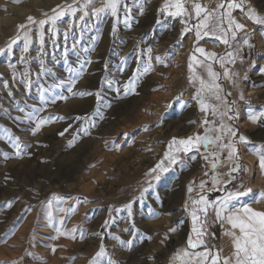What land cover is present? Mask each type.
<instances>
[{"label":"rangeland","instance_id":"1","mask_svg":"<svg viewBox=\"0 0 264 264\" xmlns=\"http://www.w3.org/2000/svg\"><path fill=\"white\" fill-rule=\"evenodd\" d=\"M191 2L189 0L188 7ZM196 2L201 3L200 0ZM164 3L165 0H122L116 18L110 14H101L99 18L89 15L81 21L82 13H77L76 17L65 16L57 22L59 34L55 37V46L48 31L50 25H45L42 52L38 27L32 25L28 52L22 53L21 40L10 53H0V137H3L0 139V264H12V261L17 264H90L101 243L108 253L102 264H107L108 258L117 264H170L176 250L187 247L189 229L190 232L192 229V201L200 195H206L212 201L227 191L244 192L250 188L252 191L240 196L233 205L235 208L247 205L264 211V198L260 197L264 192V172L255 152L257 148L264 150V59L262 64L256 61L258 32L264 35V27L248 21L240 10H234L232 14L239 13L248 22L246 28L254 44L252 48L242 46L236 62L229 64L232 73L239 75L229 80L221 71L218 81L226 100L235 101L230 105L232 112L229 113L235 119L224 117L223 122L237 130L238 161L236 158L225 159L227 150H224L222 162L213 170L203 159L206 153L201 147L199 152L179 153L182 163L168 166L167 171L158 170V173L146 175L163 159L173 137L204 135L205 128L211 127L202 124L205 118L215 121L216 126L221 122L219 115L213 117L209 112L206 116L193 100L199 84L189 83L188 58L194 51L195 34L190 32L181 39L184 25L178 30L177 20L159 11ZM70 4L73 0H21L19 4L0 0V48H6L9 38L16 34V26L25 23L27 16L43 19L42 13L52 15L51 10L58 5L64 8ZM100 6L101 0H95V7ZM125 6L131 9L130 27L124 23ZM141 7L143 14H140ZM249 7L264 15V0H244V9ZM195 22L194 19L191 21ZM65 31L69 33L67 44L63 36ZM244 36V32L238 33L237 41L230 42L233 47L226 46L225 52L234 51ZM208 39L215 38L205 37L198 45ZM187 46L189 52L181 64L179 52ZM150 57L154 70L139 76L135 92L129 91L125 95L124 84L133 78L137 69L142 71ZM156 57L164 58L165 62L158 63ZM41 60L47 71H42ZM88 60L91 63H86ZM82 64L84 74L74 91L92 94L72 96L67 93L66 85L53 89L48 93L49 97L59 94L68 99H58L55 104L43 106L39 116L66 119L55 120L33 135L31 128L35 122L27 117L33 108L41 107L40 88L67 80L70 75L67 68L79 70ZM10 65H15V69ZM212 67L220 73L216 63H212ZM197 72L207 79L206 69L198 67ZM26 80L30 81V87H25ZM250 88L255 92L251 96L248 95ZM96 93H99V100ZM186 96L195 102V109L188 99L184 101ZM209 103L218 105V111H225L226 105L220 101L210 98ZM253 115L260 117L255 123L250 119ZM158 127H166V130L156 145L146 143ZM188 128H193L192 135L171 134L172 130L183 133L182 130ZM65 129V134L60 136L58 133ZM81 129H87L88 134ZM239 135L245 136L248 143L239 142ZM74 136L76 140L69 146L68 141ZM15 137L20 138L22 146L30 145L27 148L30 155L15 157ZM228 139L225 135L224 142ZM209 151L220 150L213 146ZM5 154L10 158L5 160ZM152 155H157V160L153 167L146 168V159ZM193 156L195 159H191ZM237 162L241 170L232 174L235 178L230 183L224 184L230 180L229 169ZM214 172L222 182L219 191L211 190ZM156 174H159L158 180L153 178ZM201 181L207 182L203 190L199 187ZM190 185L191 193L188 192ZM143 189L147 191L141 195ZM49 200L52 201L51 209L47 207ZM129 203L132 205L130 210L125 207ZM173 204L177 205L172 210ZM72 208L75 211L69 212ZM49 210L62 231L77 229L75 239L66 236L53 239L56 231L49 226ZM198 215L203 219L202 213ZM61 218L63 225L58 224ZM172 228L177 231L172 233L169 231ZM185 229L187 236L182 242ZM228 231H231L230 225L217 221L209 207L205 245L212 251L222 250V256H230L233 248L231 237L226 235ZM81 232L83 239H80ZM117 236L124 241L132 240L131 248L113 238ZM159 237H162L161 246L154 251L153 243H158ZM171 240L177 244L174 243L160 259L156 257ZM202 250L203 246L197 249Z\"/></svg>","mask_w":264,"mask_h":264},{"label":"snow or ice","instance_id":"2","mask_svg":"<svg viewBox=\"0 0 264 264\" xmlns=\"http://www.w3.org/2000/svg\"><path fill=\"white\" fill-rule=\"evenodd\" d=\"M14 4L21 3V0H11ZM189 0H165L164 5L159 9L160 12L166 13L171 17H180L181 24L184 27L181 29V39L190 33L194 32L195 34V44L193 46L194 51L193 54L188 58V71H189V83L196 84L198 82L199 87L196 89L195 94L193 95V100L199 105L200 111L205 113L206 116L210 112V114L215 117L219 115L221 117V122L218 126H216L215 121H210L205 118L202 121L203 125H211V127L205 128L204 135H200L196 133L195 135L188 136L186 138H175L168 143L167 151L164 153L163 159L160 160L159 163L155 167L149 170L146 175H152L154 173L164 172L168 170V166L176 164L178 162L182 163L179 159V153H183L187 155L188 153L196 150L200 151L201 147L205 151V155L203 159L210 163L211 169L215 170L220 164L221 155L224 150H227V156L225 159L231 161L233 158H236L238 161L239 158V150L236 147L237 143V130L233 129L231 125H227L223 122V118L227 117L228 120H234L235 116L229 115L232 112L231 104H234L235 101H227L225 96L222 95L223 88L221 84L218 82L221 78V73L213 70L212 63H219L221 68H224L223 77L229 80H232L234 76L239 75L238 73L230 72L226 67V63L234 64L236 59L239 56V52L242 46H247L252 48L253 45L250 43L251 33L248 32L246 25L240 23L233 17L234 10H240L244 17L251 21L253 24L264 27V15L259 14L255 9L249 7L247 10L244 9V0H222V2L218 3L216 8L210 9L208 6L196 2V0H192L191 9H189L188 5ZM122 4V0H101V6L95 7V0H83L81 3L80 0H73V4L67 5L64 8L61 6H57V8L52 9V15H48V13H42L44 16L43 19H36L32 15L26 17L25 23H20L16 26V34L15 36L9 38V41L6 45V48H0V53H10L13 50V46L16 45L19 41L22 40L23 48L22 53H26L29 51V46L32 43L30 33L32 31V25H36L39 31V43L41 45V52L43 50L44 45V27L45 25H50L48 31L51 33V38L53 39V44L55 46V37L59 34V29L57 28V22L60 21L65 16L76 17L77 13H82L79 16V20L85 21V18L89 15L93 17L99 18L101 14H110L112 17H118V9ZM57 9H60L59 11ZM143 7L140 8V14H143ZM131 9L125 6V19L124 23L126 26L130 27L131 23ZM195 20V23H191L192 20ZM226 25V26H225ZM72 25H70L71 27ZM113 30L115 31V24L113 25ZM244 32L245 36L242 40V43H237L234 51H228L222 56H218L215 52H208L205 48L199 47L198 44L200 40L205 37H214L216 40L220 41L224 45L229 48H232L233 45L230 43L231 41H237L238 33ZM68 31L63 33L65 44H67L68 39ZM230 37V39H229ZM151 52V49H149ZM202 57L203 59L198 58ZM23 60L24 57L21 56ZM158 63H164V58L156 57L155 58ZM126 61H122L124 63ZM42 71H47L44 68L43 60L40 61ZM86 63H91V60L86 61ZM167 66V65H165ZM13 69H15V65H10ZM198 67H203L207 72V79L204 76L200 75L197 72ZM70 73L67 80H60L57 83L50 85L49 87H41L40 88V102L41 107L33 108L32 113L28 115V119L30 121H34V127L31 128L32 134L35 135L39 132L42 127L45 125L54 122L55 120L66 119V117L57 116V117H41L39 113L44 110L45 105L51 103L55 104L57 100H67L68 96L66 95H53L49 97L48 93H50L53 89L62 88L66 85L67 93L72 96H86L91 95L92 93L87 91H74L75 85L77 81L84 74V66L81 65L79 70L73 69L71 67L67 68ZM154 67L151 64V57L149 58V62L143 67L142 71L137 69V71L133 74V78H131L127 83L124 84V94L127 95L129 91L135 92L137 82L139 76L146 75L149 72L153 71ZM26 75V74H25ZM25 87H30V81H24ZM120 89H117L119 92ZM11 95V93H9ZM97 99L99 100V93H96ZM226 95H231V93H227ZM215 99L216 101H220L221 103L226 105L225 111H218V105L209 103V99ZM243 99V94L240 96ZM21 112L24 111L23 108L20 109ZM77 119H80L77 117ZM250 119L253 123L257 122L260 117L253 115L250 116ZM82 131L87 133V129H81ZM67 129L58 133L60 136H63ZM219 133V135H210L209 133ZM127 135V134H125ZM227 135L229 139L227 142H224V136ZM3 139V137H0ZM76 140L74 136L72 140L68 141L69 146H72ZM239 142L248 143L247 138L243 135H239ZM213 146H217L219 148V152L209 151V149ZM30 145L22 146L20 143V138L15 137L13 141V148L15 149V157L21 158L22 155L28 154L27 148ZM117 148L119 146L117 145ZM256 154L259 156V167L264 172V150L257 148L255 150ZM10 157L5 154L4 159L7 160ZM191 159H195V156L191 157ZM165 161H167V166H165ZM240 165L237 162L235 166L229 169V181L223 182L224 184L230 183L231 179L235 177L232 175L233 173L239 172ZM245 172L248 171L247 168L243 169ZM207 175V173H205ZM154 179H159V174H156ZM206 181L200 182V189L203 190L206 186ZM221 180L218 177V174H213L212 176V189L211 190H221ZM150 186V181H149ZM147 191V189H143V192ZM193 191L191 185L188 188V192L191 193ZM252 190L249 188L244 192L240 191H227L226 194L222 197H218L216 200L209 201L206 195H200L198 199L193 200L192 204L194 205L193 211L191 212L192 218V229L191 233L187 238V247L177 249L174 255L171 257L170 264H264V211L255 210L247 205L242 206L241 208H235L233 205V201L237 200L240 196L247 195V193ZM260 197L264 198V192L260 193ZM57 200L62 201L61 197H54ZM11 202H8V207H11ZM47 207L51 209L52 201L49 200ZM127 209H131V203L125 205ZM212 208L215 219L221 223L227 222L231 227V231L226 232V235L231 237L232 239V254L230 256H222V250L217 249L212 251L205 245V237L208 235L207 233V219H208V209ZM185 209L187 210V203L185 204ZM61 212L64 211L63 208L59 209ZM75 208L69 210V212H74ZM198 213L203 214V219L200 218ZM129 215L131 212L129 211ZM49 226L54 227L56 231V236L53 239H58L60 236L71 237L75 239L74 233L77 232L76 228H73L69 232H65L61 230V227L57 226V222L53 217V213L51 210L47 212ZM64 219L61 218L58 221L59 225H63ZM107 224V221H105ZM127 231V229H125ZM138 231V230H137ZM171 232H176L177 229H170ZM83 233L80 234V239H83ZM116 240H119L121 245H126L131 248L132 240L124 241L121 240L120 237H113ZM167 239V236L165 237ZM204 247V250L197 251V249ZM53 253L56 251L55 246L52 247ZM108 257V253L106 252L105 246L101 243L99 250L95 253L94 257L90 264H102L104 258ZM75 259V258H73ZM12 264H17L16 261H12ZM107 264H117L116 261L108 258Z\"/></svg>","mask_w":264,"mask_h":264},{"label":"bare ground","instance_id":"3","mask_svg":"<svg viewBox=\"0 0 264 264\" xmlns=\"http://www.w3.org/2000/svg\"><path fill=\"white\" fill-rule=\"evenodd\" d=\"M42 13V12H41ZM257 45H258V52H257V58H256V61H258L259 62V64L261 63L262 64V60L264 59V35L262 34V33H260V32H258V38H257ZM164 50V49H163ZM188 52H189V47L187 46L185 49H183L182 51H180L179 52V54H180V56H179V61L181 62V64L182 63H184V61H185V58L187 57V55H188ZM182 68V67H181ZM181 68H179V70L181 71ZM178 72V71H177ZM178 74V73H177ZM189 74V73H188ZM248 95L249 96H251V95H253V94H255V92H253V89H248ZM257 93H259V92H257ZM185 100H187V97H185V99H184V101ZM161 124V123H160ZM244 125H245V122L243 123ZM171 127V126H170ZM156 128V127H155ZM164 127H161V128H159L158 127V129H154L153 131H152V134H151V136L150 137H148V139L146 140V143H151V142H153V143H155V142H157L158 141V139H160L161 138V135H162V133L166 130V127H165V129H163ZM173 129V128H172ZM183 131V133L181 132H176V131H174V130H172V133L171 134H173V135H184V133H187V131H186V129H184V130H182ZM169 132V131H168ZM168 132H166V134H168ZM160 142V141H159ZM155 145H156V143H155ZM146 146V145H145ZM151 146V145H150ZM141 147V146H140ZM152 150V149H151ZM157 150H158V148H157ZM155 153V152H154ZM159 153V152H158ZM151 154V153H150ZM147 161H146V168H149V167H153V163L157 160V155H152V157H150V158H148V159H146ZM249 160L253 163L254 162V160L253 159H251L250 157H249ZM143 162V161H142ZM145 168V167H144ZM148 170V169H147ZM150 170V169H149ZM141 171H143V170H141ZM255 171V170H254ZM259 181V180H258ZM178 194V193H177ZM179 196V195H178ZM173 200V199H172ZM216 200V199H215ZM213 201V200H212ZM239 200L237 199V200H234L233 201V203H235V202H238ZM176 202V201H175ZM174 203V202H173ZM175 205H177V204H175ZM175 205L173 204V205H171V209L173 210L174 208H175ZM176 209V208H175ZM165 210V209H164ZM170 210V209H169ZM172 210H171V212H172ZM166 211V210H165ZM178 215V214H177ZM176 216V215H175ZM168 217V216H167ZM177 218V217H176ZM179 218V217H178ZM164 220V219H163ZM179 220V219H178ZM159 221H161V220H159ZM172 221H173V219H172ZM159 223V222H158ZM163 224V223H162ZM146 225V224H145ZM148 225V224H147ZM164 226V225H163ZM145 227H147V226H145ZM152 227V226H151ZM150 229V228H149ZM155 230H157V229H155ZM166 231H167V229H166ZM170 231V230H169ZM149 232V231H148ZM154 232V231H153ZM157 232H158V230H157ZM156 232V233H157ZM161 232H162V234H164V232H163V230H162V228H161ZM173 233V232H172ZM160 234V233H159ZM150 236V235H149ZM152 236V235H151ZM158 236V235H157ZM161 236V235H160ZM166 235H164V237H165ZM153 237H155L154 235H153ZM155 238H157V237H155ZM145 239H146V237H145ZM151 239V238H150ZM153 239V238H152ZM161 240H162V237H159V242L158 243H156V244H154L153 243V246H152V250H157L160 246H161ZM174 240V239H173ZM173 240H171V241H169V242H167L166 243V248L164 249V248H162V249H164V250H162V251H160V253L156 256V257H158L159 259L163 256V255H165V254H167L169 251H170V247L171 246H174V243L175 242H173ZM142 241V240H141ZM156 241V240H155ZM108 242V241H107ZM179 242V241H178ZM143 244V243H142ZM152 244V243H151ZM150 244V245H151ZM175 244H177V243H175ZM145 245V244H144ZM113 247H115V246H113ZM146 247V246H145ZM149 247V246H148ZM118 249L120 248V247H117ZM126 248V247H125ZM121 249V248H120ZM141 249H144V248H142L141 247ZM150 250V249H149ZM151 250V251H152ZM117 252V250H114V252ZM133 251H135V249L133 250ZM141 251V250H140ZM140 251H138L139 253H140ZM121 252V251H120ZM123 252V251H122ZM136 252V251H135ZM149 252V251H148ZM150 253V252H149ZM125 254H127V252H125ZM146 254V253H145ZM132 257V256H131ZM141 258V257H140ZM130 261V260H129ZM157 261V260H156ZM143 262V261H142ZM127 264V263H126ZM143 264V263H142ZM144 264H151V263H145L144 262Z\"/></svg>","mask_w":264,"mask_h":264},{"label":"crops","instance_id":"4","mask_svg":"<svg viewBox=\"0 0 264 264\" xmlns=\"http://www.w3.org/2000/svg\"><path fill=\"white\" fill-rule=\"evenodd\" d=\"M189 9H191V6L189 7ZM233 17H234L236 20H238L240 23L245 24L246 27L249 25L248 22H247L246 20H243L241 14H239V13L236 12L235 14H233ZM173 19H174V20H177L178 30H180V29L183 27L182 24H181V18H180V17H173ZM225 26H226V25H225ZM229 39H230V37H229ZM230 42H232V41L230 40ZM198 46H199V47H203V48H205L206 51H208V52H215V53L218 54V56H222V55H224V54L226 53V52H225V50H226V45H224L223 43H221L220 41H218V40H216V39H212V40L208 39V42H205V43H203V44H201V45H198ZM197 56H198V58L203 59L202 57H199V54H197ZM229 64H230V63H226V64H225V67H226L230 72H233V70H230V68H229L230 65H229ZM216 68L220 71V73H221V71H222V73H223L224 68H221V66H220L219 63H216ZM235 70H236V69H235ZM190 233H191V232H190V229H189L188 236H189Z\"/></svg>","mask_w":264,"mask_h":264},{"label":"built area","instance_id":"5","mask_svg":"<svg viewBox=\"0 0 264 264\" xmlns=\"http://www.w3.org/2000/svg\"><path fill=\"white\" fill-rule=\"evenodd\" d=\"M200 2L202 4L208 6L210 9H214V8H216L218 3L222 2V0H211L210 2H209V0H200ZM187 99H188V101H190L189 104L193 107V109H195L196 108L195 102L191 100L190 96H188Z\"/></svg>","mask_w":264,"mask_h":264},{"label":"water","instance_id":"6","mask_svg":"<svg viewBox=\"0 0 264 264\" xmlns=\"http://www.w3.org/2000/svg\"><path fill=\"white\" fill-rule=\"evenodd\" d=\"M195 114H196V112H195ZM186 131H187V133H184V136L191 135L192 132H193V128H188ZM186 236H187V229H185V230L182 232V235H181V239L183 240L182 242L185 241Z\"/></svg>","mask_w":264,"mask_h":264},{"label":"trees","instance_id":"7","mask_svg":"<svg viewBox=\"0 0 264 264\" xmlns=\"http://www.w3.org/2000/svg\"><path fill=\"white\" fill-rule=\"evenodd\" d=\"M250 43L253 45L254 44V41H253V38H252V36H250ZM249 53V52H248ZM244 54H246V53H244ZM251 56V55H250ZM244 57H246V55L244 56ZM253 57L251 56L250 57V60L252 59ZM192 135V134H191Z\"/></svg>","mask_w":264,"mask_h":264}]
</instances>
